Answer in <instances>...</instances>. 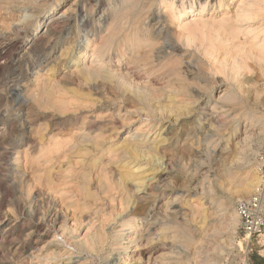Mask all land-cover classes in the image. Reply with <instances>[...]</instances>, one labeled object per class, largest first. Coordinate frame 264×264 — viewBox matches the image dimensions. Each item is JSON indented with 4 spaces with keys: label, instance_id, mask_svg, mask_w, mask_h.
Wrapping results in <instances>:
<instances>
[{
    "label": "rangeland",
    "instance_id": "374dc122",
    "mask_svg": "<svg viewBox=\"0 0 264 264\" xmlns=\"http://www.w3.org/2000/svg\"><path fill=\"white\" fill-rule=\"evenodd\" d=\"M44 1L47 2L46 0H43V1H37V0L30 1L29 0V1H23L21 3H19V1H16L17 5L16 4L10 5L9 4L8 7L6 5H4L2 8V11L5 9L3 11V13H4V15L2 16L3 18H1V20L4 19V22H2L3 20L2 21L0 20L1 21L0 24L1 23L6 24L5 22L7 21V23L11 24V26L13 24L14 25L12 27H10V25H9V28L7 27V29H6L7 25L5 26L4 24L3 25L1 24L3 27H0V28H2V29H0V47L3 46L5 48V49L0 51V264H21V263L22 264H27V263L30 264L29 262L31 260H33V262H35L33 264H41L39 262L36 263V261H38V258H40L42 260V263L44 262V264H45V262L46 263L48 262L47 264H77L78 262L79 263L83 262L82 264H85V263L86 264H122L121 263L122 262L121 254H120L121 249L117 250V248H120L124 241H121V238H119V234L126 233L127 228L130 227V225H131L132 217L139 215V214L142 216L141 219L139 220L140 221L139 224H141V226H144L142 228V231L144 232L145 228H146L145 231H148L150 228L151 232L154 233V234H150V238L153 237L151 239V242H153V243H151L150 248H152V250H153L154 247H157V248H155L156 250H155V253H153V257L150 259L151 262L149 261L148 264H156V263L160 264L162 262H163L162 264H166V263L167 264H172V263L173 264H177V263L178 264H205V263L206 264H246L245 263V254L248 255L247 257H248V263L249 264H264V227H262L258 233H255L253 236L249 237V236H246V234H245V231L242 227V221L240 220L239 222H237L238 224H236L234 221V216H229L231 213H232L231 215H233V212L235 211V208L237 207L238 202H240L244 199H248L249 197H251L253 195V193L256 190H252L249 194H246L244 196L237 197L236 194L234 195L231 192L232 191V185H233V184H231L232 182H227L228 179L226 178V172L228 173L229 171H234L239 176H242V175H246V174L251 173V172L257 173V170H256V163L257 162L261 163V166H262V162L258 158V155H259V151H260L259 150L260 145L264 140V130H261L259 127L256 128L257 127L256 124H258V123L255 121V115H257L258 111L260 114H262V113L264 114V73L261 72L262 70L260 69L259 62H256V60H254V59L248 58V61H247V67L248 68H243L242 70H240V72H236L234 70L233 63H231V62H233L234 58L233 59H227L226 57H224L222 54L223 51L221 49H219V48L217 49L218 55L216 54L214 56V58L213 57L210 58L206 54L204 48L207 47L206 44L209 45V43H207V42H209V41H207L209 39V38H207L208 37L207 31L210 32V30L208 29L209 27L203 28L204 30H202V29L200 30L202 33L204 32V34H202L199 31L201 33L200 34L201 36L204 35L207 38L206 39L205 37H202L203 39L205 38L206 40L205 39L203 40L201 38L202 42H200L201 40H200V35H199L198 37H196L197 40H193L194 43H192L193 42L192 38L188 39L185 35H183L181 33L180 28L173 26L171 29V34H173L174 32L176 34H173V36H171L172 39H170L171 37H169V36H168L169 38L166 37L165 39L166 40L169 39L170 41L167 40V42L169 41L170 43L175 44L174 45L175 47L172 49L173 51L175 50V52H174V54L172 53V55L167 54V51L164 52V51H162L163 48H161V51H159V54L163 55L161 57L162 59H160V61H158L156 63L158 65L154 66L155 68L154 67L151 68L152 71L150 70V74H152L151 76H154V78H156L155 82L157 83L156 85H157L158 89L163 87V85H161V84H162V81H165V80H171L175 87L180 86V85H184L185 91H187L186 93L188 94V96H190L189 98L192 99L193 101H195L196 104H198V106L201 108V112L197 116H193L189 120L188 119H182L179 124L172 126L171 133H170L171 135L168 134V137H171L170 138V144L168 146H166V148H163V150H161V152H159V154L157 156L159 158V161H160V158L162 160V157H164L163 159H165L166 162L164 160H163V162H164V167L165 166L167 167V169H166L167 173L165 175H163V177H161L157 183L152 184L150 187L147 186V188L139 196L136 195L135 198L133 197L132 203L129 207H127V208L126 207L125 208L118 207V206H121V204H120V199H119L120 198L119 192L116 188H115V190H112L113 193L109 192L108 195L106 193H103V195H102V193H100L98 190H94L95 192H97L98 198L100 199L101 202L99 200H97L98 202L96 201L95 203H94V201L89 202V200L86 201L85 196L82 195V192L79 190V187L77 189L76 184L79 183L77 179L70 178V180L69 179H67V180L61 179L60 180L59 179L60 178L59 173H57L59 178L54 176V175H57V174H54V172L58 170L57 168H59V167L62 168L63 166L66 167V165L68 166L73 162H74V164H72V165H74V166L73 167L71 166L73 168L71 170L76 171L77 169H79L83 164L81 162L84 161L83 156L81 154L73 156V155H70V153L68 154L67 152H63V151H62V153H61L62 155H61L59 152L58 153L56 152V154H58L59 158L60 157L65 158V159H62V158L59 159V158H56L57 155H55V152H54V154H52V157L55 160L53 159V161L51 163H48L49 164L48 165L46 160H45V156H44L46 151L44 150V152H43L42 149L40 151L42 141H39L40 140L39 137L45 138V139H43L44 142L46 141V143L44 144L45 146L48 147L49 143H51L52 148H53L54 143H52V142L56 140L55 141V144H56L57 139L61 140L63 138L62 136L65 135L64 132L69 133V131H71V129H72V131L74 130V132H75V129L77 131L79 130L78 126L83 125L82 117L84 118V116H89L90 118H87V120H89L92 118L93 115H96L98 113L102 114V113H105L106 110H110L113 112L114 111L117 112V114H118L117 118L118 119L119 118L124 119L125 117L122 114H124L125 111L127 112V110H128L129 112H134L133 108L136 109V107L139 106L138 102L135 100V98L131 97V93L129 91H127L126 89L121 90L122 87L118 86L119 88H117L114 84H110V85H112V87L114 85V89H113L109 85L110 82L109 81H107V82L103 81V78L102 79H95L94 78L91 81L89 80V82H88L89 86H88V85H86L87 81L83 80V78L80 79L81 78L80 76H78V75L77 76L76 75L70 76V74H65L64 72H66L68 70L67 67L69 65L68 64L65 65V61H62V63H61V58H62L61 48L63 47V44L66 41V37H67V45H72L75 43L76 48H78V49L82 48L85 45L86 39L89 36L88 35L89 33H87V32L90 30L92 31V26H93L94 20H96L97 18H100V17H102L101 19H104V20L101 23L102 24L101 27H98L95 30V36L100 35V33H104L107 30V27H108L107 24H109V21H110L109 19L106 18L107 15L105 12H108V11L110 12V10L112 8L111 6L116 5L115 3H117V0H78L77 6H74V7L72 6L70 11H69L70 14L67 13V16H62V15H60V13H62L64 9L70 7V4H71V2H73V0H63V3L57 9L54 8L55 7L54 5H55V3H57V1L56 0H48L47 8H46L47 10L45 9V11L41 12V10H39L41 7L40 4L41 3L45 4V3H43ZM59 1H61V0H59ZM151 1L152 0H148V1L147 0H140V3L132 2V9L133 10H136V8L138 9V12L134 11V13H136V14L139 13L138 15H140L142 17V15H143L142 7L144 6L143 3L151 2ZM212 3H214V0H210V2H209L210 7H211ZM137 4H138V6H137ZM18 6H20V7H18ZM83 6H85V7H83ZM92 6H95L97 9V11L93 15V17H91L89 20L88 19H86V20L81 19L80 20L79 13L82 11L88 12L90 7H92ZM134 6H136V7H134ZM109 7H110V9H109ZM155 7H158V6L155 5L153 10L151 11V13L149 12L147 14L148 16L143 15L146 17L142 22L143 23L146 22L148 29H152V31H153V29H155L156 34H158V31H159L158 28H161L164 25L163 21L166 20V17L168 19V14L167 13L165 14L164 9H166V8L164 6H162L164 8L161 7L162 9H159V10L156 9ZM233 7L234 6L231 5V8H233ZM27 8H28V10H27ZM57 10H58V12H57ZM140 10H141V12H140ZM158 12H160V13H158ZM212 12H213V10L211 8L206 10L205 17L215 16L217 19L220 18V14H221L220 12L219 13H216V12L212 13ZM153 13H156V15L157 14L162 15L163 21L156 18ZM26 14L28 16H26ZM58 14H59V16H57V17H59V18L57 20V23L54 24V22H53V25H51L52 27L47 26V28L45 27L46 28L45 29L44 27L39 26V24L41 25L48 17H50L52 15H58ZM10 16H12V18ZM5 18H7L8 20L10 18L12 20L8 21V20H5ZM20 18H21V20H20ZM133 19L136 20L138 18L132 17L131 20H133ZM16 20H18V21H16ZM12 21H13V23H12ZM19 21H20V23H19ZM63 21H65V22L63 23ZM127 25H129V24H127ZM36 26H37V28L39 26V31H38L39 37H38V39H37V41H32V43L28 42L27 39L31 36V33L35 30ZM18 27H19V29H18ZM20 28H23V29H20ZM173 28H175V29H173ZM176 28L180 30V33L182 34L181 36H180L179 32L177 33V31H179V30H177ZM11 30H12V32H11ZM177 34H178V36H177ZM243 34L244 33H241L240 36L238 37V40H240L241 42H245V40L248 39V36L246 35V37H245V34H244V36H243ZM73 35L75 36V39H77L76 42H74L75 39H74ZM12 37H13V39H12ZM156 37L159 39V36L156 35ZM185 38H187V40H189L191 43L189 44L188 41L186 42ZM161 40L162 39L160 38L159 41L161 42ZM201 45H203V46H201ZM183 46H184V48H183ZM219 50H220V53H219ZM169 52H171V51H169ZM185 52H186V54H185ZM202 52H203V55H205L208 58H206L205 56H202ZM191 53L192 54L194 53V54L192 55ZM164 54H165V56H164ZM192 56H194V57H192ZM45 57H46V61H44V59H43ZM110 57L113 58L114 55L112 54V55H110ZM175 57L177 59L179 57L180 58L179 60L182 59L180 66H179V64L177 67H174L173 65H169V66L166 65L165 66V63L166 62L168 63V60H171L172 58L174 59ZM215 57H216V59H215ZM189 58H191L190 61L192 60V58H193V60L195 59V62L198 61L197 64L199 62L205 63L204 65L201 64L202 68L204 66V70L201 68L200 64L198 66V65H196L195 62H190ZM197 58L198 59L200 58L201 60L199 59L200 60L199 61ZM184 59L186 60V62L183 61ZM212 60H214V61L216 60V62L213 61V63H215V64H213L214 67H212L213 66ZM68 61H70V58ZM219 61H220V63H219L220 65H218ZM39 62H43V63H41V65L39 66V64H38ZM250 62H252V63H250ZM191 63H195L196 67L194 66V64H192V66H191ZM223 64H226V66H227V67H225V69L222 70L223 72L220 71L221 69H218V67H215L216 65H218L220 67ZM47 66L53 67L52 71H50L47 74H50L51 77H56L55 79L60 84H62L65 88L69 89L68 87L71 86L72 87V88L70 87L71 90H73V89L77 90L78 89V91H80V92L83 91V93H85V94H86V92H88L87 93L88 95H89V93H91L90 98L93 99L92 103H96L95 104L96 107H94V108L90 107L87 109L86 108H83V109L79 108L82 105L84 106L85 104L80 103L82 100H80V102H77V101H79V100H77L76 102L74 101V104H71L72 106H70V108L72 107V109H70V110L74 111L75 110L74 108L76 107L77 110L79 108L78 111L75 110V112H71L68 109L69 111H67L65 113H62V112L59 113V110H56L55 108L51 109L52 107L47 108L46 106H45L46 109L44 106H41L44 109L41 108V110H40L39 109L40 106L35 101V99H34L33 103L36 102L37 103L36 105L39 106L38 108L35 104H34L35 106H33L31 99H30V101L27 102V104H23L21 101L22 99L20 100L18 97H16L17 95H16L15 91L13 92L12 88L22 86L23 92H21V93H23V94L26 92L27 89H28L27 93L30 94L32 88H35L34 92L37 90V92L35 93V96L36 97L38 96L36 94L41 95V93H39V90L41 88L33 87V85L36 86V84H37V83H35V78H36L35 73L43 71L42 68H45ZM185 66H187V67H185ZM125 67L127 68L128 65H126ZM162 67H163L164 71L161 69ZM199 67H200V70H199ZM208 67H209V69H208ZM62 68H64V69L66 68L65 71L64 70L60 71ZM216 68H217V71H219V73L217 71H215ZM53 70H55V71H53ZM156 70H157V72H156ZM176 71H177V73H176ZM232 72H233V74H232ZM62 73L65 75L63 76ZM172 73H174V74H172ZM175 74H177V75H175ZM238 74H239V76H238ZM42 76H45V75H42ZM48 76L49 75H47V77ZM57 76L59 78L62 76L63 77L60 80L57 78ZM65 76L68 78L65 79L66 78ZM163 76H165V77H163ZM78 77H80V78H78ZM249 77H250V79L248 80ZM42 78L43 77H41L40 79H42ZM62 79H65L66 82H65V80H62ZM76 79H78V80H76ZM74 80H76V82H74ZM94 80L95 81L97 80V82H96L97 85L95 84ZM78 81L81 83H79ZM82 81H85V82L83 83ZM185 81H187V82H185ZM192 81H194V82H192ZM199 81H201V82L199 83ZM240 81L242 82V84H240ZM90 82H92V83H90ZM100 82H102L103 84ZM106 83L110 86V88H109V86H107ZM188 83H190L191 86ZM198 83L200 85H201V83L202 84L206 83L207 85L208 84L209 85L205 86L203 84L200 86V85H198ZM68 84H70V86ZM177 84H179V85H177ZM18 85H20V86H18ZM30 85H32V86H30ZM67 85H68V87H66ZM101 85H103V86H101ZM226 86L229 88L230 91H232L233 93H236L237 99H236L235 103L225 102L223 99H219L224 93L223 91H221V89L227 88ZM101 87H104V89ZM97 88H98V90H96ZM11 90H12V92H11ZM119 90H121L122 93L119 92ZM103 91H104V93H103ZM114 91H116V92H114ZM40 92H42V91H40ZM240 92H241L242 97L240 96ZM255 93H257L258 96ZM13 95L18 99H16ZM24 95L26 96L28 94H24ZM92 95H93V97H92ZM102 95H103V97H102ZM212 95H213V100H216L217 98L219 100L214 101L213 102L214 104L211 103L210 104L211 106H209L208 104L206 105V102L211 100ZM259 95H260V97H259ZM68 96L70 97V94H68ZM94 96H97V98ZM254 96H255V98H254ZM99 97H100V100H99ZM110 97H111V99H110ZM118 97H119V99H118ZM28 98H31V97L29 96ZM106 98H108V100ZM102 99L104 102L102 101ZM116 99H118V100H116ZM246 100L248 103H246ZM253 100H254V103H252ZM255 101H256V103H255ZM121 102H122V104H121ZM204 104L206 105V107H204ZM229 104H231V105H229ZM240 104H242V105L240 106ZM26 105H27V107H26ZM78 105H80V106H78ZM235 105H237V106H235ZM254 105H255V107H254ZM250 106H252V107H250ZM30 107H32V108H30ZM119 107H120V109H119ZM213 107H215L217 110L214 109L211 111L210 108H213ZM221 107L222 108L224 107V108L221 109ZM248 107H250V108H248ZM117 108L119 111L117 110ZM248 109H249V111H247ZM30 110H31V112H30ZM121 110H123L124 112ZM229 110H231V111H229ZM234 110H235V113L238 111L237 112L238 115L234 113ZM240 110H241V112L239 113ZM253 110L254 111L256 110V112H254ZM261 111H262V113H261ZM211 112L213 115H210ZM223 112H225V113L222 114ZM205 113L206 114L208 113L207 114L208 117H206L207 115ZM51 114H52V116H51ZM209 115L211 116V119L209 118L210 117ZM235 115H237L236 120L230 121L227 124L225 123V125H219L223 122V119L227 118L228 120H230V119H233V116H235ZM50 116H51V118H50ZM229 116H230V119H229ZM70 117L72 118V120L74 118H76L77 122L73 123V125L71 123H69ZM31 118H34V119H31ZM200 118L204 119V121L199 123V121L201 120ZM207 119H209L210 121H212V120L214 121L216 119L214 121L215 126L217 125L219 127L216 128V130H212L209 128L207 129V127H206L207 122L206 121H209ZM45 121H46V124H45ZM49 121H51V122H49ZM101 122L104 123L105 121H101ZM125 122H127V120ZM231 122H232V124H230ZM246 122H249L251 124L248 127H244L243 125ZM39 123L41 124V127H40ZM43 123L45 126L48 124L49 127L48 128L45 126L43 127ZM137 123L138 122L133 123L132 127L135 128L138 125ZM108 124H109L108 127L105 129H107L109 131V133L112 130H114L113 129L114 127L118 126V123L113 124V123L109 122ZM110 124H113V125H110ZM33 126H35V127L32 128ZM36 126L40 129H36L37 128ZM55 126L57 129L55 128ZM68 127H70L71 129ZM74 127H76V128H74ZM110 127L112 128V130L109 129ZM41 128H42V131H41ZM64 128H65V131H64ZM219 128L220 129L224 128V129L220 130ZM34 129L37 130V132H35ZM58 129L60 131L62 130L61 133H59ZM66 129L67 130L69 129V130L67 131ZM247 129H249V130H247ZM43 130H46L44 133V136L40 135V134H43ZM189 130H190V132H189ZM206 130L208 132H204ZM218 130H220L219 133H218ZM225 130H226V132H224ZM243 130H246L247 134ZM177 132H178V134H177ZM203 132H204V134H203ZM36 133L38 135L37 139H36ZM106 133H107V135L109 134L108 132H106ZM208 133H209V135H208ZM53 134L55 135L56 138L54 137ZM61 134H62V136H61ZM113 134H114V136H113ZM113 134H112L111 139L114 142L116 140H118L117 138H121L122 136H124L123 135L124 133L120 128H117L116 131L114 130ZM32 135L35 136V139H34V137H32ZM49 135L51 136V140H49V138H50ZM57 135H58V137L60 135L61 139H59L60 137L57 138ZM220 136H223V137L220 138ZM240 136H242V137H240ZM113 137H115L116 139ZM42 138H41V140H42ZM69 138H71V137L66 136L65 140L68 139V142H70ZM33 139L35 140L34 141L35 143L32 141ZM52 139H54V140L52 141ZM214 139H216L218 141H216ZM237 139H238V141L236 142ZM186 140L189 141V144L184 145L183 142H185ZM113 141H109V143L111 144ZM194 142H195V144H194ZM214 142L216 144H218V143H220V144H218V146H216V144ZM47 143H48V145H47ZM39 144H40V146H39ZM240 144L242 145L241 148L239 147ZM197 145H198V147H197ZM208 145L211 147L212 151L208 150ZM212 145L214 147H216L217 150H215V148L212 149V147H213ZM226 145L228 148L226 147ZM27 146L29 148H27ZM107 146H109L108 143H107ZM22 147H23V149H25V148L28 149V150L25 149L26 153H28V155H26V153H25L27 158L31 159V156H32V159H33V158H36L38 156V157H41V160H39V161L36 160L35 163H38V162H42V163L44 162V163L43 164L40 163L41 166L37 165V164H34L35 166H30L31 164L29 163V161L31 162L32 159L26 160L24 158L25 157V155H24V157L20 160L21 161L20 165L17 167L15 165V159L14 158L18 154V150ZM183 147H184V149L182 150ZM201 147H204V148H201ZM247 147H248V150H247ZM186 148L188 149L187 153H186V151H187ZM198 148H200V149H198ZM206 148L209 151V152L205 151V152H208V153H206L207 156L204 152V150ZM29 150H30V152H29ZM32 150H33V152L36 151L34 153L36 156L31 152ZM37 150H39V153H37L38 152ZM164 150L170 151L171 154L168 152L166 153V151H164ZM213 151H215V152L213 153ZM41 152H43V155L41 154ZM29 153H31V156H29L30 155ZM64 153L66 155H68L70 158L66 157V155ZM39 154H41V156H39ZM59 154H60V156H59ZM211 154H212V156H211ZM167 155H169V156H167ZM33 156H35V157H33ZM49 156L51 157V155H49ZM178 156H180V158ZM190 156L194 157V158L196 157L197 160H195L194 158H193L194 160L191 159ZM201 156H203V157H201ZM38 157L36 159H38ZM46 157H48L47 154H46ZM198 157H199V159H198ZM79 158H80V160H79ZM61 159H62V161H61ZM73 159H74V161L71 162V160H73ZM76 159L79 161L83 160L80 163L77 161L78 164L80 165L79 167L76 166L77 163L75 164ZM188 159H190L189 162H188ZM25 160L29 163V165L26 163ZM167 161H168V164L165 165L167 163ZM45 162H46L47 166L45 165ZM163 162L161 161L160 164H162ZM196 162L198 163V165L195 168L197 169L196 171H198V172H196L195 168H194V165ZM59 163L60 164L62 163V166ZM64 163H66V165H64ZM53 164L58 165V166H55V168H54ZM199 164H200V166H199ZM24 165H26L27 167H24ZM185 165L186 166L188 165L187 168L185 167ZM45 166H46V168H45ZM111 166H115V164H112ZM28 167H30V168H28ZM31 167H36V169L31 168ZM49 167H50V169H54L53 170V176L56 178H53V179H55V180L58 179L56 181L52 180V182H50V184L53 183L52 185H56V184H54V182L55 183L58 182L56 187L48 184L51 179L48 180L47 185H50V187H53V190H51V191L47 188L48 186L45 184L47 181V177H45V174H46V171L49 170ZM170 167H172V168H170ZM39 168L42 170H40ZM31 169H33V170H31ZM43 169H45V171H43ZM38 170L44 172L45 174H43L42 172H40L41 174H39V172H37ZM199 170H201L202 172ZM34 171H36L37 174L40 175V177L37 176V174H35ZM258 173H260L259 175L262 176L261 168L258 171ZM33 174L36 175V177H38L40 180L42 178V180L40 182L43 184H41V183L39 184L38 178H36ZM95 174H96V172H94V171L90 173V175L93 177V178L91 177L93 179V181H95V178H96ZM108 174H109V176H111L110 173H108ZM32 175H33V177H32ZM41 175L43 177H41ZM164 176H166V177H164ZM34 178L37 179V181L35 180L36 182L33 180ZM110 179H112V177H110ZM221 179L223 180V182L222 183L220 182V183L223 185H220V183H219V181ZM73 180H75V181H73ZM43 181H45V182H43ZM60 181L63 182L64 184L62 185V183ZM64 181L66 182V184ZM171 181L173 182V185H172ZM228 181H230V180H228ZM37 182H38V184H37ZM69 182L70 183L72 182L71 184L75 187H73L72 185L68 186ZM58 184H60L61 186L59 185L60 186L59 187ZM229 184H231L230 187H229ZM219 185H220V187H218ZM63 186H65V189ZM57 187H59V188H57ZM69 188H72L71 189L72 191H69V192H71L70 195L71 194L73 195V196L71 195L72 197L69 196V194H68L69 193L68 190H70ZM50 189H52V188H50ZM60 189L62 192H63V190L64 191L67 190L68 193L63 192L65 194H62L60 192ZM178 190H180L181 192ZM227 190H229V191H227ZM78 191H79V193H78ZM153 191L155 193H153ZM60 193H61L62 197L59 195ZM227 193L229 194V196ZM66 194L70 198L68 196H67V198H64L63 195H65V197H66ZM79 194H80V196H79ZM104 194H105V196H108L109 198L108 197L105 198ZM173 194L179 196L178 201L174 202L173 204L170 203V204L166 205L165 204L166 200H171V202H172V199H168V198L172 197ZM114 195H116V196H114ZM112 196H113V198H111L112 199L111 200L110 197H112ZM115 197H117V198H115ZM146 197H148V198H146ZM71 198H73V199H71ZM188 200L192 201L191 205H193V206H194V203H195V205H198V206L202 205V204H200L201 201H205L208 203V204L205 203V205L203 207H205L207 212L210 213L211 215H209V217L207 218V220H206L207 222H205V225L203 222H200L201 220L198 216H196V217L193 216V214L191 212L192 209H190V207H189L190 205H188V204H190V201H188ZM72 201L74 204L72 203ZM111 201H113V203L115 205H112L113 203H111ZM85 202H86L85 207H83V209H85V210H83V209L79 208V206H77V205H80L82 207V205L84 206ZM182 202L184 204H186V205H184L185 207L183 206ZM70 203H72V204H70ZM88 204H90V205L88 206ZM102 204L105 206L103 207ZM109 204H111V205L109 206ZM162 204H164V205L162 206ZM67 205L70 207H67ZM74 205H75V207H74ZM100 205H102V207H101L100 212H99L97 210V207H100ZM72 206L75 208V210H73L74 208ZM174 206H176V207H174ZM198 206H195V208ZM86 207H88V209ZM108 207H110L111 209ZM160 207H163V208L161 209ZM212 207H213V209H212ZM95 208H96V210L94 211ZM209 210L212 213L215 210L214 214L212 215V213ZM80 211H81V215H80ZM101 211L103 213L105 211V213L103 214ZM108 211H110V212H108ZM141 211H143V212H141ZM92 212H93V214H92ZM78 213H79V215H78ZM88 213H90V214H88ZM168 213H170V214L168 215ZM82 214L84 216H82ZM105 214L106 215L109 214V215L106 216ZM115 215H118V216H116V218H115ZM148 215L150 216L151 219L149 218ZM184 215L186 216V218ZM187 215H188V217H187ZM121 216H123V217H121ZM154 217H155V219H154ZM197 217L199 219H197ZM54 218H56V219H54ZM87 218H89V219H87ZM147 218H149V220ZM181 218H182V220H181ZM107 219L109 221H107ZM178 219H179V221H178ZM223 219H225L224 220L225 222L223 221ZM226 219H228L227 222H226ZM232 219L234 222L232 221ZM85 220H86V222H84ZM185 220L189 223H187ZM208 220H210V221H208ZM217 220H218V223H217ZM74 221H75V223H74ZM104 221H106L105 224H104ZM152 221H154V222H152ZM220 221H223V222H220ZM58 222H59V224H58ZM94 222H96V223L94 224ZM81 223L83 225H81ZM200 223L202 224V226H200L201 225ZM143 224H145V225H143ZM182 224H184V227L187 226L186 227L187 229L184 228L183 226H181ZM219 224H221V227L219 226ZM222 224L224 225V228H222ZM225 224L229 225V226L225 227ZM123 225H125V226L122 227ZM213 225L216 226L215 230L213 228L214 227ZM57 226H59V227H57ZM145 226H147V227H145ZM173 226L178 227L179 229L177 230V228H174ZM188 226L191 227V230H190V227L188 230ZM208 227H210V228H208ZM158 228H159V230H157ZM160 228H162V229L160 230ZM211 228L214 230L213 232L212 231L210 232V233L214 234L213 236H211L212 234L208 233L210 230H212ZM227 228H230V229L228 230ZM121 229H123V231L119 232ZM163 229H165V230L167 229V230L165 231ZM181 229L182 230L186 229L187 231H190L189 234L192 238V241L197 239L195 242L194 241H193V243L191 242V244L194 245L193 247H195V248H191L192 245L190 246V244H187L188 246H190V247H187L185 239L181 234ZM205 229L207 232L202 233L205 231ZM154 230L156 233L154 232ZM194 230H195V233H192V232H194ZM196 230L199 232H197ZM55 231L58 233H56ZM75 231H76V233H75ZM164 231H165L166 237L162 238L161 233ZM171 232H173L174 235L173 234L171 235ZM84 233H86V234H84ZM216 233H218L219 236ZM95 234H100V235L103 234L102 236L104 237V240H103V244H101L97 249L91 250L87 245L84 244V240L87 238V236H91V235H95ZM209 234L211 237L208 236ZM168 235H169V237H168ZM203 235H207V236H203ZM225 235H227V236L229 235V236L227 237ZM80 236H82V237L80 238ZM159 237L161 239H159ZM70 238H71V240H70ZM162 239L163 240L165 239V241H162ZM175 239H177V241ZM219 239H221V240L219 241ZM242 240H244V241H242ZM202 241H204V242H202ZM209 242H211L210 243L211 245L208 244ZM239 242H240V245H239ZM198 244L200 245L201 248L199 247ZM204 244H205V246H204ZM116 245H118V246H116ZM206 246H208V247H206ZM209 246H211V247H209ZM198 247H199V249H198ZM205 250H207V251H205ZM79 251H81V252H79ZM195 251H196V253H195ZM246 252H248V253H246ZM89 253H90V255H89ZM48 254L50 256H47ZM154 254H155V256H154ZM160 257H162V258H160ZM211 257H213L215 259H213ZM29 258H30V260H28ZM142 263L147 264V258H145V260H143Z\"/></svg>",
    "mask_w": 264,
    "mask_h": 264
},
{
    "label": "bare ground",
    "instance_id": "6f19581e",
    "mask_svg": "<svg viewBox=\"0 0 264 264\" xmlns=\"http://www.w3.org/2000/svg\"><path fill=\"white\" fill-rule=\"evenodd\" d=\"M16 1H19V3L23 2V1H29V0H0V20L1 18H3L2 16L4 15L3 10L2 11V8L4 5H6L8 7V5H12V4H16L17 5V2ZM32 1V0H30ZM37 1H43V0H37ZM48 2V0H46ZM57 3H55V9L59 8V6L63 3V0L59 1V0H56ZM148 1V0H147ZM198 1V2H197ZM204 1V0H203ZM202 0H152L151 2H145L143 3V7H142V12H143V15H146L148 16L147 14L153 10L154 6L157 5L158 7H155L156 9H162V8H166L164 9V12L165 14L167 13L168 14V19L166 17V20L163 21V16L160 15V14H157L156 13H153L155 15L156 18L162 20L164 22V25L161 27V28H158L159 31H158V34H156V30L153 29H148V26L146 25V22L143 23L142 21L145 19L146 16H143L142 17L136 13H134V11L138 12V9L136 8V10H133L132 9V2H137V3H140V0H117V3H115L116 5H113L111 6V10L110 12H105L106 13V18L109 19V24L108 27H107V30L104 32V33H100V35L98 36H95V30L98 28V27H101V23L104 19H101L102 17L100 18H97L96 20H94L93 22V26H92V31H88L87 33H89L88 35V38L86 39V43L85 45L78 49L76 48L75 46V43L72 44V45H67V37H66V41L65 43L63 44V47L61 48V55H62V58H61V63L62 61H65V65H69L67 68L68 70L66 72H64L65 74H70V76H80L78 78L85 80L87 81L85 84L89 86L88 82L89 80L91 81L92 79H102L103 78V81L107 82L109 81V85L110 84H114L117 88L119 87H122L121 90H124L126 89L127 91H129L131 93V97H134L135 100L138 102V107L133 108L134 112H129L127 110V112L125 111L124 114H122L125 118L124 119H118L117 116V112H113V111H110V110H106L105 113H102V114H96V115H93L91 119L87 120V118H90L89 116H84V118L82 117V120H83V125L81 126H78V131L75 129V132L74 130L72 131H69V133H65V128H64V134L62 136L63 137L61 139L60 135L58 137L57 135V138L61 139V140H58L57 139V142L55 144V141H53L56 137L54 135V139H52V143L53 144V148H52V145L51 143H49V146H45L44 144L46 143V141L44 142L43 139H45L44 137H39L40 140L39 141H42V144H41V147H40V151L41 149L46 151L45 153V160L48 163H51L53 161V157H52V154H54L55 152V155H57L56 158H59L58 157V154H56V152L58 153H62L63 152H67L68 154L70 153V155H73V156H76V155H79L81 154L83 156V162L79 161L76 159V162L75 164L77 163L76 166H80L78 164V162L80 163H83L82 166L79 168V169H75L76 171H72L71 169H73L72 167L74 165V159L71 160V163L70 165H66V163H64L65 166H63L62 168H57L58 170L54 172V174H57L59 173V177H58V174L57 175H54L56 176L57 178H59L60 180L61 179H64V180H67L70 178H75L78 180V184L77 185V189L79 187V190L82 192V195L85 196V199L86 201L89 200L90 201H94V203L100 199L98 198V194L97 192H95L94 190H98L100 193H106L108 195L109 192H112V190H115V188L118 190L119 192V196H120V204L121 206H118V207H122V208H127L131 205L132 203V198L136 195H140L146 188L147 186H151L152 184L154 183H157L159 181V179L161 177H163V175H165L167 172H166V169L167 167L165 166L164 167V162L163 160L165 161V159H163L164 157H162V160L160 158V161H159V158L157 157L159 152H161V150H163V148H166V146H168L170 144V138L171 137H168V134L171 133V128L173 125H176V124H179L180 121L182 119H190L192 118L193 116H197L200 112H201V108L198 106V104H196L195 101H193L192 99H190L188 96V94L186 93L187 91H185V86L184 85H180V86H177L175 87L172 83L171 80H165V81H162V84L163 87L162 88H157V83L155 82L156 81V78H154V76H151L152 74H150V70L152 71L151 68H153L154 66L158 65L156 64L158 61H160V59H162L161 57L163 55H160L159 54V51H161V48H163L162 51L166 52L167 51V54H171L172 53L174 54L175 50L173 51L172 49L175 47L173 43H170L169 40L168 43L167 40L165 39L166 37L169 38L171 36H173V34H176L175 32L173 34H171V29L173 26H176L178 28H180L181 30V33L183 35H185L188 39L192 38V41L193 40H197L196 37H198L202 32L200 31L201 29L204 30L203 28H206V27H209L208 29L210 30L207 31V38H209L207 41V43H209V45L206 44L207 47L204 48L206 54L208 55V57H213L217 54L218 55V51L217 49H221L222 51V54L224 57H226L227 59H233V65H234V70L236 72H240V70H242L243 68H248L247 67V61H248V58L250 59H254L256 60V62H259L260 64V69L262 70L261 72L264 73V0H214V3L211 4V7H210V0H205L203 2ZM34 2V1H33ZM47 2H43L45 4H42L41 2V7L39 10H41V12L45 11V9L47 8ZM212 2V1H211ZM53 3V2H52ZM77 3H78V0H73V2H71L70 4V7L66 8L63 10L62 13H60V15L62 16H67V13H69L71 7L73 6H77ZM82 4V3H81ZM111 4V3H110ZM30 5V4H29ZM69 5V4H68ZM231 5H233L234 7L231 8ZM34 6V5H33ZM36 6V5H35ZM51 6V5H50ZM99 6V5H98ZM107 6V5H106ZM138 6V4H137ZM164 6V7H162ZM20 7V6H18ZM85 7V6H83ZM136 7V6H134ZM162 7V8H161ZM50 8V7H49ZM77 8V7H76ZM107 8V7H106ZM141 8V7H140ZM212 9L213 12H216V13H221L220 14V18H216L215 16H212V17H205V12L206 10L208 9ZM110 9V7H109ZM135 9V8H134ZM8 10V9H7ZM28 10V8H27ZM47 10V9H46ZM97 9L95 6H92L90 7V9L88 10V12H85V11H82L79 13V17H80V20L82 19H90L91 17H93V15L96 13ZM145 11V12H144ZM157 11V10H156ZM163 11V10H162ZM48 12V11H47ZM58 12V10H57ZM141 12V10H140ZM7 13V12H6ZM11 13V12H10ZM55 13V12H54ZM160 13V12H158ZM70 14V13H69ZM142 14V13H141ZM33 15V14H32ZM137 15V16H136ZM25 16V15H24ZM26 16H28L26 14ZM58 15H52L50 17H48L41 25L39 24L40 27H46L47 26H51L53 25V22L54 24L57 23V20L59 17ZM6 17V16H5ZM12 18V16H10ZM20 17V16H19ZM132 17H136L138 19L136 20H131ZM144 17V18H143ZM173 17V18H172ZM8 18V17H7ZM7 18H5V20H8ZM16 18V17H15ZM14 18V19H15ZM25 18V17H24ZM28 18V17H27ZM30 18V17H29ZM19 19V18H18ZM3 20V21H2ZM1 21L4 22V19H2ZM12 19L9 18L8 21H10ZM21 20V18H20ZM69 20V19H68ZM159 20V21H160ZM0 21V22H1ZM18 21V20H16ZM15 21V22H16ZM14 22V23H15ZM22 22V21H21ZM24 22V21H23ZM65 21H63L64 23ZM87 22V21H86ZM157 22V21H156ZM6 24L4 23H1L2 25L4 24L6 26V29L7 27L9 28V25L10 27L11 24L7 23V21L5 22ZM13 23V21H12ZM17 23V22H16ZM20 23V21H19ZM0 24V25H1ZM62 24V23H61ZM86 24V23H85ZM129 24V25H127ZM0 26V27H3V26ZM57 25V24H56ZM4 26V27H5ZM39 26L37 28V26L35 27V30L31 33V36L27 39L28 42H31L32 41H37L39 35H38V31H39ZM62 26V25H61ZM155 26V25H154ZM23 27V26H22ZM52 27V26H51ZM153 27V26H152ZM25 28V27H24ZM43 28V29H44ZM45 28V29H46ZM150 28V27H149ZM2 29V28H0ZM19 29V27H18ZM20 29H23V28H20ZM126 29V30H125ZM175 29V28H173ZM177 29V28H176ZM10 30V29H9ZM60 30V29H59ZM125 30V31H124ZM179 30V29H177ZM176 30V31H177ZM180 30L177 31V33L179 32L180 33ZM20 31V30H19ZM18 31V32H19ZM173 31V30H172ZM201 33H200V32ZM3 32V31H2ZM12 32V30H11ZM68 32V31H67ZM16 33V32H15ZM20 33V32H19ZM22 33V32H21ZM42 33V32H41ZM79 33V32H78ZM180 33V36L182 35ZM241 33H244L245 34V37L246 35L248 36V39L245 40V42H241L240 40H238V37L240 36ZM204 34V32L202 33ZM243 34V36H244ZM11 35V34H10ZM24 35V34H23ZM45 35V34H44ZM159 36V39L161 38V42L159 41V39L156 37ZM8 36V35H7ZM74 36V35H73ZM169 36V37H168ZM175 36V35H174ZM178 36V34H177ZM184 36V37H185ZM43 37V36H42ZM55 37V36H54ZM120 37V38H119ZM202 37H205L204 35H200V42H202ZM244 37V38H245ZM7 38V37H6ZM119 38V39H118ZM187 38H185L186 42L188 41V43L190 44L191 42L189 40H187ZM202 38V39H201ZM206 38V37H205ZM204 38V39H205ZM206 38V39H207ZM13 39V37H12ZM50 39V38H49ZM53 39V38H52ZM74 39H75V36H74ZM172 39V37L170 38ZM203 39V40H204ZM205 39V40H206ZM64 40V39H63ZM181 40V39H180ZM184 40V41H185ZM2 41V40H1ZM48 41V40H47ZM77 39L74 40V42H76ZM50 42V41H49ZM174 42V41H173ZM4 43V42H3ZM194 43V41L192 42ZM7 44V43H6ZM45 44V43H44ZM47 44V43H46ZM49 44V43H48ZM188 44V45H189ZM203 44V43H202ZM247 44V45H246ZM187 45V44H186ZM47 46V45H46ZM62 46V45H61ZM203 46V45H201ZM6 47V46H5ZM30 47V46H29ZM178 47V46H177ZM180 47V46H179ZM188 47V46H187ZM186 47V48H187ZM193 47V46H192ZM27 48V47H26ZM45 48V47H44ZM184 48V46H183ZM5 49L3 46L0 47V51ZM178 49V48H177ZM181 49V48H180ZM171 52H169V51ZM200 50V49H199ZM188 51V50H187ZM226 51V52H225ZM4 52V51H3ZM180 52V51H179ZM189 52V51H188ZM187 52V53H188ZM200 52V51H199ZM204 52V53H205ZM57 53V52H56ZM219 53H220V50H219ZM114 55V57H110V55ZM186 54V52H185ZM192 54V53H191ZM194 54V53H193ZM192 54V55H193ZM23 55V54H22ZM56 55V54H55ZM196 55V54H195ZM194 55V56H195ZM220 55V54H219ZM165 56V54H164ZM192 56V57H194ZM202 56H205L203 55V52H202ZM17 57V56H16ZM180 57V56H179ZM178 57V59L175 57L174 59L172 58L171 60H168V63L166 64L165 63V66L166 65H173L174 67H177L178 64L180 66V63H181V60H179L180 58ZM206 57V56H205ZM206 57V58H208ZM217 57V56H216ZM215 57V59H216ZM220 57V56H219ZM24 58V57H23ZM70 58V61H68ZM44 61H46V57L43 58ZM53 59V58H52ZM167 59V58H166ZM191 58H189V61H190ZM198 59V58H197ZM196 59V60H197ZM200 59V58H199ZM198 59V60H199ZM223 59V58H222ZM221 59V60H222ZM49 60V59H48ZM116 60V61H115ZM193 60V58H192ZM190 61V62H195V59L193 61ZM201 60V59H200ZM199 60V61H200ZM209 60V59H208ZM219 60V59H218ZM220 60V61H221ZM165 61V60H164ZM172 61V62H171ZM184 62H186V60L184 59L183 60ZM188 61V60H187ZM188 61V62H189ZM214 60H212V65L215 64L213 63ZM220 61L218 62V65H220ZM163 62V61H162ZM170 62V63H169ZM198 62V61H197ZM196 63V65L201 66L202 68V65L201 64H205V63H201L199 62L198 64ZM216 62V60L214 61ZM41 63L43 62H39V66L41 65ZM45 63V62H44ZM59 63V62H58ZM195 63H191V66L192 64H194V66L196 67ZM252 63V62H250ZM71 64V65H70ZM217 64V63H216ZM126 65H128V69L125 67ZM216 65L215 67H218V69H221L220 71H222L223 69H225L226 64H223L222 66H218ZM190 66V65H189ZM209 66V65H208ZM229 66V65H228ZM232 66V65H231ZM230 66V67H231ZM16 67V66H15ZM42 67V66H41ZM56 67V66H55ZM187 67V66H185ZM210 67V66H209ZM208 67V69H209ZM214 67V65L212 66ZM39 68V67H38ZM155 68V67H154ZM157 68V67H156ZM198 68V67H197ZM37 69V68H36ZM43 71L41 72H36L35 70V83L36 86L33 85V87H37V88H41L39 90V93H41V95L39 94H36L38 95L37 97L35 96V93L37 92V90L34 92L35 88H32L30 94L27 93L28 89L26 90V92L24 94H28V95H24L23 93V88L22 86L20 87H15V88H12L13 92L15 91L16 93V97H18L23 104H27L28 101H35L38 103V105L40 106H37L36 102L33 103V106H37V108L39 107V109L41 110V106H46L47 108L48 107H52L51 109L55 108L56 110H59V113L62 112V113H65L67 111H69L70 109H72V107L70 108V106H72L71 104H74V101L76 102H80V100H82L80 103L82 104H85L84 106L82 105L81 107L79 108H94L96 107V103H92L93 99H91L90 95L91 93H89V95L87 94L88 92L83 93L73 89L71 90V86L70 84H68L70 87H68V85L66 87H68L69 89L65 88L62 84H60L55 78L56 77H51L50 74H47L49 73L50 71H52L53 67L52 66H47L45 68H42ZM60 69V68H59ZM66 69V68H65ZM64 68H62L60 71H65ZM163 70V67L161 68ZM195 69V68H194ZM204 70V66L202 68ZM206 69V68H205ZM155 70V69H154ZM153 70V71H154ZM158 70V69H157ZM156 70V72H157ZM180 70V69H179ZM188 70V69H187ZM199 70H200V67H199ZM207 70V69H206ZM246 70V69H245ZM55 71V70H53ZM59 71V70H58ZM164 71V70H163ZM215 71H217V68L215 69ZM219 73V71H217ZM223 72V71H222ZM164 73V72H163ZM177 73V71H176ZM184 73V72H183ZM182 73V74H183ZM187 73V72H186ZM54 74V73H53ZM57 74V73H56ZM63 74V73H62ZM61 74V75H62ZM63 74V76L65 75ZM161 74V73H160ZM174 74V73H172ZM233 74V72H232ZM236 74V73H235ZM42 75H45V76H42ZM47 75H49L47 77ZM58 75V74H57ZM177 75V74H175ZM230 75V74H229ZM60 76V75H59ZM62 76V77H63ZM67 76V75H66ZM65 76V77H66ZM168 76V75H167ZM233 76V75H232ZM239 76V74H238ZM41 77H43L42 79H40ZM62 77H58V79L61 80ZM101 77V78H100ZM165 77V76H163ZM171 77V76H170ZM179 77V76H178ZM182 77V76H181ZM32 78V77H31ZM33 78V79H34ZM68 77H66L65 79H67ZM75 78V77H74ZM65 79H62V80H65ZM71 79V78H70ZM69 79V80H70ZM165 79V78H164ZM168 79V78H167ZM199 79V78H198ZM235 79V78H234ZM250 79V77L248 78V80ZM78 80V79H76ZM76 80H74V82H76ZM196 80V79H195ZM85 81H82L83 83ZM95 81V80H94ZM190 81V80H189ZM66 82V80H65ZM79 82V81H78ZM97 80L95 81V84H96ZM160 82V81H159ZM158 82V83H159ZM187 82V81H185ZM194 82V81H192ZM198 82V81H197ZM201 81H199L200 83ZM34 83V82H33ZM81 83V82H79ZM92 83V82H90ZM99 83V82H98ZM102 83V82H100ZM191 83V82H190ZM190 83H188L190 85ZM198 83V85H200ZM64 84V83H63ZM66 84V83H65ZM78 84V83H77ZM103 84V83H102ZM107 84V83H106ZM105 84V85H106ZM175 84V83H174ZM192 84V83H191ZM205 86L207 85L206 83H203ZM201 83V85H203ZM240 84H242V82L240 81ZM246 84V83H245ZM79 85V84H78ZM97 85V84H96ZM107 84V86H109ZM114 85L111 88L114 89ZM179 85V84H177ZM200 85V86H201ZM209 85V84H208ZM207 85V86H208ZM15 86V85H14ZM13 86V87H14ZM32 86V85H30ZM103 86V85H101ZM109 86V88H110ZM119 86V87H118ZM191 86V85H190ZM233 86V85H232ZM74 87V86H73ZM97 87V86H96ZM105 87V86H104ZM104 87H101L104 89ZM198 87V86H197ZM227 87V86H226ZM256 87V86H255ZM30 88V89H31ZM81 88V87H80ZM196 88V87H195ZM10 89V88H9ZM193 89V88H192ZM11 90V92H12ZM85 90V89H84ZM98 90V88L96 89ZM112 90V89H111ZM119 90V92L122 93V91ZM42 91V92H40ZM113 91V90H112ZM118 91V90H117ZM197 91V90H196ZM221 91H223V95L219 98V99H223L225 102H230V103H235L236 101V93H233L232 91L229 90V88H224V89H221ZM116 92V91H114ZM126 92V91H125ZM208 92V91H207ZM206 92V93H207ZM238 92V91H237ZM104 93V91H103ZM118 93V92H117ZM116 93V94H117ZM212 93V92H211ZM68 94H70V97L68 96ZM114 94V93H113ZM115 94V95H116ZM239 94V93H238ZM257 95V93H255ZM254 94V95H255ZM11 95V94H10ZM125 95V94H124ZM199 95V94H198ZM255 95V96H256ZM14 96V95H13ZM31 97V98H28V97ZM99 96V95H98ZM107 96V95H106ZM110 96V95H109ZM128 96V95H127ZM240 96H241V92H240ZM245 96V95H244ZM247 96V95H246ZM254 96V98H255ZM258 96V95H257ZM15 97V96H14ZM15 97V98H16ZM36 97V98H35ZM93 97V95H92ZM97 98V96H94ZM103 97V95H102ZM112 97V96H111ZM110 97V99H111ZM242 97V96H241ZM260 97V95H259ZM16 98V99H18ZM114 98V97H113ZM204 98V97H203ZM215 98V97H214ZM253 98V99H254ZM108 100V98H106ZM119 99V97H118ZM116 99V100H118ZM195 99V98H194ZM218 98L216 100H213V95L211 96V100H209L208 102H206V105L208 104L209 106H211L210 104H214L213 102L214 101H218L219 100ZM244 99V98H243ZM99 100H100V97H99ZM105 100V99H104ZM115 100V101H116ZM122 100V99H121ZM103 101V99H102ZM106 101V100H105ZM132 101V100H131ZM201 101V100H200ZM258 101V100H257ZM73 102V103H72ZM104 102V101H103ZM30 103V102H29ZM100 103V102H99ZM134 103V102H133ZM242 103V102H241ZM246 103L247 100H246ZM252 103H254V100L252 101ZM256 103V101H255ZM258 103V102H257ZM31 104V103H30ZM35 104V105H34ZM90 104V105H89ZM122 104V102H121ZM243 104V103H242ZM240 104V106L242 105ZM76 105V104H75ZM120 105V104H119ZM125 105V104H124ZM206 105L204 104V107H206ZM231 105V104H229ZM234 105V104H233ZM238 105V104H237ZM235 105V106H237ZM74 106V105H73ZM80 106V105H78ZM77 106V107H78ZM135 106V105H134ZM239 106V105H238ZM27 107V105H26ZM45 107V109H46ZM118 107V106H117ZM252 107V106H250ZM248 107V108H250ZM255 107V105H254ZM253 107V108H254ZM23 108V107H22ZM32 108V107H30ZM78 108V110H79ZM125 108V107H124ZM129 108V107H128ZM224 108V107H223ZM221 107V109H223ZM244 108V107H243ZM44 109V108H42ZM54 109V110H55ZM69 109V110H68ZM76 111H78L76 109V107L74 108ZM73 109V110H74ZM109 109V108H108ZM114 109V108H113ZM120 109V107H119ZM130 109V108H129ZM209 109V108H208ZM211 111L216 109L215 107L213 108H210ZM246 109V108H245ZM258 109V108H257ZM48 110V109H47ZM46 110V111H47ZM70 110L71 112H75ZM118 110V108H117ZM121 110V111H123ZM217 110V109H216ZM242 110V109H241ZM241 110L239 111V113L241 112ZM45 111V112H46ZM94 111V110H93ZM119 111V110H118ZM123 111V112H124ZM206 111V110H205ZM231 111V110H229ZM228 111V112H229ZM249 111V109L247 110ZM254 111V110H253ZM263 111V110H262ZM261 111V113H262ZM31 112V110H30ZM210 112V111H209ZM227 112V111H226ZM238 112V111H237ZM237 112L235 113V110H234V113L237 114ZM256 112V110L254 111ZM42 113V112H41ZM54 113V112H53ZM83 113V112H82ZM95 113V112H94ZM93 113V114H94ZM225 112H223L222 114H224ZM248 113V112H247ZM259 113V111H258ZM255 115V121L258 123L256 124V128H260L261 130H264V114H258ZM85 114V113H84ZM90 114V113H89ZM88 114V115H89ZM206 114V113H205ZM208 114V113H207ZM206 114V115H207ZM216 114V113H215ZM221 114V115H222ZM33 115V114H32ZM54 115V114H53ZM57 115V114H56ZM79 115V114H78ZM83 115V114H82ZM210 115H213L212 112ZM209 115V116H210ZM238 115V114H237ZM237 115L233 116V119H230V116H229V119L227 120L226 119H223V122L219 125H225V123H229L230 121H233V120H236L237 119ZM243 115V114H242ZM38 116V115H37ZM36 116V117H37ZM52 116V114H51ZM50 116V118H51ZM55 116V115H54ZM219 116V115H218ZM224 116V115H223ZM208 117V115L206 116ZM232 117V116H231ZM35 118V117H34ZM34 118H31V119H34ZM48 118V117H47ZM211 119V116L209 117ZM243 118V117H242ZM30 119V120H31ZM64 119V118H63ZM66 119V118H65ZM201 119V118H200ZM206 119V118H205ZM127 120V122H125ZM209 120V119H207ZM216 120V119H215ZM214 120V121H215ZM220 120V119H219ZM222 120V119H221ZM248 120V119H247ZM246 120V121H247ZM34 121V120H33ZM42 121V120H41ZM56 121V120H55ZM101 121H105L104 123L101 122ZM204 121V119H201L199 121L202 122ZM214 121H206L207 124H206V127L207 129H212V130H216V128H218L219 126H215V123ZM250 121V120H249ZM35 122V121H34ZM51 122V121H49ZM77 122V119L74 118L72 120V118L70 117L69 119V123H71L73 125V123ZM101 122V123H100ZM113 123V124H116L118 123V126L117 127H114L113 129L116 131L117 128H120L122 131H123V135L121 138H117L118 140H116L115 142L111 139L112 137V134L114 132V130H112V128L110 127L109 129H111L112 131L109 133V131L105 128L108 127V123ZM135 122H138L137 126L135 128L132 127V124L135 123ZM245 122V121H244ZM68 123V124H69ZM34 124V123H33ZM38 124V123H37ZM40 124V123H39ZM45 124H46V121H45ZM113 124H110V125H113ZM232 124V122L230 123ZM251 123L249 122H246L243 126L244 127H248ZM32 125V124H31ZM136 125V124H135ZM44 123H43V127H44ZM69 126V125H68ZM230 126V125H229ZM234 126V125H233ZM35 126H33L32 128H34ZM37 127V126H36ZM40 127H41V124H40ZM45 127H49V125L47 124ZM113 127V126H112ZM190 127V126H189ZM192 127V126H191ZM53 128V127H52ZM56 128V126H55ZM62 128V127H61ZM60 128V129H61ZM76 128V127H74ZM73 128V129H74ZM36 129H40V128H36ZM46 129V128H45ZM57 129V128H56ZM183 129V128H182ZM220 129V128H219ZM224 129V128H222ZM220 129V130H222ZM31 130V129H30ZM47 130V129H46ZM46 130H43V134H40V135H43L44 136V133ZM59 130V129H58ZM67 130V129H66ZM69 130V129H68ZM67 130V131H68ZM119 130V129H118ZM220 130H218V133L220 132ZM249 130V129H247ZM33 131V130H32ZM35 132H37V130L34 129ZM41 131H42V128H41ZM62 131V130H61ZM61 131L59 130V133H61ZM77 131V132H76ZM239 131V130H238ZM245 131L246 133V130H243ZM34 132V133H35ZM40 132V131H39ZM38 132V133H39ZM50 132V131H49ZM74 132V133H73ZM108 132L109 134L107 135ZM190 132V130H189ZM204 132H208L207 130L204 131ZM203 132V134H204ZM213 132V131H212ZM226 132V130L224 131ZM33 133V134H34ZM41 133V132H40ZM52 133V132H51ZM58 133V132H57ZM56 133V134H57ZM198 133V132H197ZM223 133V132H222ZM242 133V132H241ZM244 133V134H245ZM50 134V133H49ZM116 134V133H115ZM118 134V133H117ZM178 134V132H177ZM214 134V133H213ZM230 134V133H229ZM238 134V133H237ZM247 134V133H246ZM252 134V133H251ZM35 135V134H34ZM32 135V137H34L35 139V136ZM171 135V134H170ZM200 135V134H199ZM206 135V134H205ZM204 135V136H205ZM209 135V133H208ZM212 135V134H211ZM37 133H36V139L38 138L37 137ZM50 136V135H49ZM48 136V137H49ZM67 137H71L69 138L70 142H68V139L65 140V138ZM114 136V134H113ZM174 136V135H173ZM218 136V135H217ZM116 137V136H115ZM113 137V138H115ZM223 136H220V138H222ZM230 137V136H229ZM237 137V136H236ZM242 137V136H240ZM42 138V140H41ZM53 138V137H52ZM186 138V137H185ZM189 138V137H188ZM200 138V137H199ZM32 140L33 142L35 140ZM111 139V140H110ZM116 139V138H115ZM206 139V138H205ZM219 139V138H218ZM49 140H51V136L49 138ZM216 140V139H214ZM243 140V139H242ZM109 141H113L111 144L109 143ZM218 141V140H216ZM221 141V140H220ZM238 141V139L236 140V142ZM50 142V141H49ZM243 142V141H242ZM35 143V142H34ZM38 143V142H37ZM107 143L109 146H107ZM184 145L186 144H189V141L186 140L185 142H183ZM207 143V142H206ZM215 143V142H214ZM235 143V142H234ZM195 144V142H194ZM216 144V143H215ZM214 144V145H215ZM220 144V143H218ZM218 144H216V146H218ZM28 145V144H27ZM48 145V143H47ZM210 145V144H209ZM208 145V150H211V147ZM228 145V144H227ZM226 145V147H227ZM237 145V144H236ZM37 146V145H36ZM35 146V147H36ZM40 146V144H39ZM175 146V145H174ZM200 146V145H199ZM204 146V145H203ZM213 146V145H212ZM34 147V148H35ZM51 147V148H50ZM196 147V146H195ZM198 147V145H197ZM240 148L242 147V145L240 144L239 146ZM27 148H29L27 146ZM170 148V147H169ZM201 148H204V147H201ZM210 148V149H209ZM216 147H212V149ZM228 148V147H227ZM26 149V148H25ZM23 149L20 148L18 150V154L16 155V157L14 158L15 159V165L18 167L21 163V159L24 157L25 153H26V150L28 149ZM31 149V148H30ZM184 149V147L182 148V150ZM187 149V148H186ZM200 149V148H198ZM236 149V148H235ZM181 150V149H180ZM207 148L204 150L205 151H208ZM241 150V149H240ZM247 150H248V147H247ZM39 153V150H37ZM166 151V150H164ZM176 151V150H175ZM212 151V150H211ZM239 151V150H238ZM243 151V150H242ZM241 151V152H242ZM30 152V150H29ZM33 154L36 152H33V150L31 151ZM43 152H41V154L43 155ZM170 153V151H166V153ZM188 152V149L186 151V153ZM209 152V151H208ZM208 152H205L208 153ZM215 151H213L214 153ZM165 153V152H164ZM195 153V152H194ZM212 153V154H213ZM31 156V153H29ZM32 154V155H33ZM41 154H39V156H41ZM46 154L48 157H46ZM59 154V156H60ZM65 154V153H64ZM171 154V153H170ZM211 154V156H212ZM26 155H28V153H26ZM25 155V159H30V158H27V156ZM35 155V154H34ZM38 155V154H37ZM51 155V157L49 156ZM62 155V154H61ZM66 155V154H65ZM64 155V156H65ZM199 155V154H198ZM36 156V155H35ZM33 156V157H35ZM169 156V155H167ZM197 156V155H196ZM207 156V154H206ZM38 157V156H37ZM36 157V158H37ZM66 157H69L68 155H66ZM180 158V156H178ZM191 157V156H190ZM189 157V158H190ZM203 157V156H201ZM36 158H33L32 159V156H31V162L29 161V163L31 164L30 166H35L34 164H37V165H40V163L42 162H38V163H35L36 160H41V157H38V159ZM44 158V157H43ZM62 159H65L63 157H60ZM59 158V159H60ZM70 158V157H69ZM169 158V157H168ZM175 158V157H174ZM194 157H191V159H193ZM61 159V161H62ZM177 159V158H176ZM195 160H197V158L195 157L194 158ZM193 159V160H194ZM199 159V157H198ZM201 159V158H200ZM25 160V161H26ZM55 160V159H54ZM173 160V159H172ZM190 159H188V162H189ZM212 160V159H211ZM44 161V160H43ZM78 161V162H77ZM161 161L163 162L162 164ZM46 162H45V165H46ZM166 162V161H165ZM185 162V161H184ZM23 163V162H22ZM26 163L29 165V163L26 161ZM44 163V162H43ZM42 163V164H43ZM68 163V162H67ZM202 163V162H201ZM200 163V164H201ZM26 164V165H27ZM56 164V163H55ZM58 164V163H57ZM60 164V163H59ZM69 164V163H68ZM112 164H115V166H111ZM168 164V161L165 165ZM199 164V166H200ZM205 164V163H204ZM26 165H24V167H27ZM49 165V164H48ZM54 165V164H53ZM62 166V163L60 164ZM198 163L196 162L195 165H194V168L197 167ZM39 166V167H40ZM43 166V165H42ZM47 166V165H46ZM45 166V168H46ZM55 166H58V165H54V168ZM72 166V167H71ZM188 166V165H187ZM187 166L185 165V167L187 168ZM193 166V165H192ZM38 167V166H37ZM51 167V166H50ZM49 167V170L46 171V174L40 170H38L37 172H39V174H41L40 172H42L43 174H45V177H47V181H46V185H47V182L49 179H51L49 181L48 184H50V182H52V180H55L53 178H56L53 176V170L54 169H50ZM183 167V166H182ZM238 167V166H237ZM255 167V166H254ZM30 168V167H28ZM31 168H35L36 167H31ZM42 168V167H41ZM44 168V167H43ZM172 168V167H170ZM185 168V169H186ZM200 168V167H199ZM261 168V163L257 162L256 163V170H257V173H248L246 175H242V176H239L236 172L234 171H229L228 173L226 172V178L230 181L227 180V182H232L231 184L232 185V193L235 195H237V197L239 196H244L246 194H249L252 190H257L258 187L261 185L260 183L263 181V176H260L258 173V171L260 170ZM34 169V170H35ZM206 169V168H205ZM33 170V169H31ZM56 170V169H55ZM79 170V171H78ZM197 169L195 168V171ZM23 171V170H22ZM43 171H45V169H43ZM96 172V178H95V181H93V177L90 175L91 172ZM181 171V170H180ZM189 171V170H188ZM201 171V170H199ZM251 171V170H250ZM18 172V171H17ZM35 174H37L36 171H34ZM33 172V173H34ZM198 172V171H196ZM202 172V171H201ZM32 173V172H31ZM111 174V176H109V174ZM207 173V172H206ZM205 173V174H206ZM201 174V173H200ZM34 175V174H33ZM32 175V177H33ZM187 175V174H186ZM203 175V174H202ZM225 175V174H224ZM36 177V175H34ZM37 176L40 177V175L37 174ZM53 176V177H52ZM94 176V175H93ZM204 176V175H203ZM222 176V175H221ZM41 177H43L41 175ZM44 177V178H45ZM92 177V178H91ZM110 177H112V179H110ZM166 177V176H164ZM38 178V177H36ZM34 178L33 180L37 181V179ZM225 178V177H224ZM225 178V179H226ZM42 180V178H41ZM39 178H38V182L39 184L41 183V181ZM58 180V179H56ZM55 180V181H56ZM162 180V179H161ZM35 181V182H36ZM75 181V180H73ZM37 182V184H38ZM45 182V181H43ZM61 182V181H60ZM59 182V183H60ZM65 182V181H64ZM172 182V181H171ZM222 183L223 180L221 179L219 181V183ZM57 183L58 182H54V184L56 185H52L53 183H51L50 185L56 187L57 186ZM62 185L64 184L63 182H61ZM60 183V184H61ZM72 183V182H71ZM70 182L68 183V186L69 185H72ZM75 183V182H74ZM204 183V182H203ZM220 185H223L221 184ZM43 184V183H41ZM58 184V186L60 185ZM66 184V182H65ZM216 184V183H215ZM231 184H229V187L231 186ZM50 185H47L48 189L51 191L53 190V187H50ZM172 185H173V182H172ZM218 185V184H217ZM220 185L218 187H220ZM228 185V184H227ZM30 186V185H29ZM61 186V185H60ZM59 186V187H60ZM66 186V185H65ZM65 186L64 189H65ZM73 186V185H72ZM57 187V188H59ZM75 187V186H73ZM153 187V186H152ZM185 187V186H184ZM193 187V186H192ZM191 187V188H192ZM217 187V188H218ZM227 187V186H226ZM228 187V188H229ZM30 188V187H29ZM40 188V187H39ZM52 188V189H50ZM201 188V187H200ZM203 188V187H202ZM33 189V188H32ZM70 190L69 191H72L71 189L72 188H69ZM164 189V188H163ZM226 189V188H225ZM150 190V189H149ZM57 191V190H56ZM180 191V190H178ZM229 191V190H227ZM58 192V191H57ZM60 192L62 194H65V193H68L67 190H63V193L60 189ZM80 192V193H81ZM175 192V191H174ZM181 192V191H180ZM254 192V191H253ZM61 193L59 194L61 197ZM71 192H69V196ZM79 193V191H78ZM77 193V194H78ZM113 193V192H112ZM115 193V192H114ZM117 193V192H116ZM152 193V192H151ZM153 193H155L153 191ZM37 194V193H36ZM47 194V193H46ZM45 194V195H46ZM145 194V193H144ZM165 194V193H164ZM228 194V193H227ZM34 195V194H33ZM56 195V194H55ZM231 195V194H230ZM67 194H66V197L65 195H63L64 198H67ZM68 196V197H69ZM73 196V195H72ZM71 196V197H72ZM80 196V194H79ZM105 196V194H104ZM111 196V195H110ZM116 196V195H114ZM229 196V194H228ZM108 197V196H105V198ZM144 197V196H143ZM236 197V198H237ZM70 198V197H69ZM68 198V199H69ZM80 198V197H79ZM109 198V197H108ZM113 198L110 197V199ZM117 198V197H115ZM138 198V197H137ZM148 198V197H146ZM168 198V197H167ZM178 198L179 196L178 195H174L172 197H169L168 199H172V202L171 200H166L165 201V204L168 205V204H173L174 202L178 201ZM184 198V197H183ZM231 198V197H230ZM235 198V197H234ZM60 199V198H59ZM73 199V198H71ZM77 199V198H76ZM182 199V198H181ZM212 199V198H211ZM63 200V199H62ZM66 200V199H65ZM75 200V199H74ZM102 200V199H101ZM112 200V199H111ZM187 200V199H186ZM33 201V200H32ZM64 201V200H63ZM77 201V200H76ZM75 201V202H76ZM82 201V200H81ZM118 201V200H117ZM136 201V200H135ZM190 201V200H188ZM208 201V200H207ZM224 201V200H223ZM98 202V201H97ZM101 202V201H100ZM105 202V201H104ZM110 202V201H109ZM116 202V201H115ZM186 202V201H185ZM192 201H190V209H192V214L194 217L198 216L200 218V222H203L204 225H205V222H207V218L209 217V215H211L210 213L207 212L206 208L203 207L205 205V201H201L200 204L202 205H195V201L193 202L194 203V206L191 205ZM209 202V201H208ZM30 203V202H29ZM73 203V201H72ZM70 203V204H72ZM79 203V202H78ZM111 203H113V201H111ZM118 203V202H117ZM163 203V202H162ZM183 203V202H182ZM187 203V202H186ZM32 204V203H31ZM69 204V205H70ZM74 204V203H73ZM85 204L86 202L84 203V206L82 205V207L80 205H77L79 206V208L83 209V207H85ZM100 204V203H99ZM119 204V205H120ZM198 204V203H197ZM208 204V203H207ZM224 204V203H223ZM66 205V204H65ZM90 204H88L89 206ZM103 205V204H102ZM102 205H100V207H97V210L100 212V209L102 207ZM111 204H109L110 206ZM112 205H115L114 203ZM164 204H162L163 206ZM181 205V204H180ZM186 205L183 203V206ZM92 206V205H91ZM99 206V205H98ZM105 205H103L104 207ZM134 206V205H133ZM179 206V205H178ZM195 206H198L195 208ZM211 206V205H210ZM217 206V205H216ZM64 207V206H63ZM67 207H70L67 205ZM73 207V206H72ZM75 207V205H74ZM73 207V208H74ZM94 207V206H93ZM176 207V206H174ZM185 207V206H184ZM188 207V206H187ZM186 207V208H187ZM88 209V207H86ZM91 208V207H90ZM110 208V207H108ZM117 208V207H116ZM161 209L163 207H160ZM173 208V207H172ZM68 209V208H67ZM77 209V208H76ZM86 209V210H87ZM111 209V208H110ZM213 209V207H212ZM218 209V208H217ZM75 210V208L73 209ZM79 210V209H78ZM77 210V211H78ZM85 210V209H83ZM96 210V208L94 209V211ZM114 210V209H113ZM116 210V209H115ZM157 210V209H156ZM88 211V210H87ZM119 211V210H118ZM122 211V210H121ZM127 211V210H126ZM178 211V210H177ZM210 211V210H209ZM215 211V210H214ZM214 211L212 213V215L214 214ZM79 212V211H78ZM102 212V211H101ZM110 212V211H108ZM115 212V211H114ZM143 212V211H141ZM158 212V211H157ZM162 212V211H161ZM166 212V211H165ZM186 212V211H185ZM218 212V211H217ZM103 213V212H102ZM101 213V214H102ZM105 213V211H104ZM103 213V214H104ZM119 213V212H118ZM156 213V212H155ZM164 213V212H163ZM219 213V212H218ZM90 214V213H88ZM87 214V215H88ZM93 214V212H92ZM91 214V215H92ZM107 214V213H106ZM105 214V215H106ZM170 213H168L169 215ZM232 214V213H231ZM229 215V216H234V221L236 224H238L237 222H239L241 220L240 218V215H239V211H238V208L236 207L235 208V211L233 212V215ZM57 215V214H56ZM73 215V214H72ZM79 215V213H78ZM80 215H81V211H80ZM109 215V214H108ZM106 215V216H108ZM122 215V214H121ZM151 215V214H150ZM156 215V214H155ZM176 215V214H175ZM174 215V216H175ZM191 215V214H190ZM82 216H84L82 214ZM86 216V215H85ZM93 216V215H92ZM116 216L118 215H115V218ZM125 216V215H124ZM149 216V215H148ZM157 216V215H156ZM185 216V215H184ZM221 216V215H220ZM104 217V216H103ZM123 217V216H121ZM128 217V216H127ZM141 215H136V216H133L132 217V222H131V225L130 227L127 228V231L126 233L124 234H119V238H121V241H124L121 245L120 248H117V250L121 249L120 251V254H121V260H122V264H143L142 261L145 260V258H147V264L149 263L150 259L153 257V253H155V248L157 247H154V249L152 250V248H150V245L151 243V239L153 238H150V234H154L151 232V229L149 228L148 231H145L144 229V232L142 231V228L144 226H141V224H139V220L141 219ZM162 217V216H161ZM188 217V215H187ZM191 217V216H190ZM197 217V219H199ZM63 218V217H62ZM118 218V217H117ZM150 218V216H149ZM149 218H147L149 220ZM186 218V216H185ZM218 218V217H217ZM228 218V217H227ZM56 219V218H54ZM82 219V218H81ZM89 219V218H87ZM86 219V220H87ZM146 219V218H145ZM151 219V218H150ZM155 219V217H154ZM153 219V220H154ZM195 219V218H194ZM196 219V220H197ZM77 220V219H76ZM80 220V219H79ZM83 220V219H82ZM86 220L84 222H86ZM93 220V219H92ZM106 220V219H105ZM165 220V219H164ZM182 220V218H181ZM219 220V219H218ZM218 220H217V223H218ZM225 219H223L224 221ZM228 219H226V222H227ZM53 221V220H52ZM107 221H109L107 219ZM179 221V219H178ZM186 221V220H185ZM189 221V220H188ZM210 221V220H208ZM223 221H220V222H223ZM233 221V219H232ZM233 221V222H234ZM54 222V221H53ZM63 222V221H62ZM77 222V221H76ZM97 222V221H96ZM94 222V224L96 223ZM151 222V221H150ZM154 222V221H152ZM181 222V221H180ZM187 222V221H186ZM185 222V223H186ZM192 222V221H191ZM219 222V223H220ZM225 222V221H224ZM229 222V221H228ZM75 223V221H74ZM83 223V222H82ZM81 223V225H83ZM106 223V221H104V224ZM112 223V222H111ZM182 223V222H181ZM189 223V222H187ZM209 223V222H208ZM216 223V222H215ZM241 223V222H240ZM59 224V222H58ZM148 224V223H147ZM201 224V223H200ZM199 224V225H200ZM231 224V223H230ZM111 225V224H110ZM109 225V226H110ZM145 225V224H143ZM215 225V224H214ZM213 225V226H214ZM56 226V225H55ZM61 226V225H60ZM69 226V225H68ZM75 226V225H74ZM125 225H123L122 227H124ZM149 226V225H148ZM181 226L184 227V224H182ZM202 226V224L200 225ZM219 226L221 227V224H219ZM218 226V227H219ZM226 226H229V225H226L225 224V227ZM231 226V225H230ZM233 226V225H232ZM37 227V226H36ZM59 227V226H57ZM93 227V226H92ZM147 227V226H145ZM174 227V226H173ZM187 226H185L184 228H186ZM189 227L188 226V230H189ZM207 227V226H206ZM215 227L214 226V230H215ZM81 228V227H80ZM174 228H177V230L179 229L178 227H174ZM210 228V227H208ZM222 228H224V225L222 224ZM65 229V228H64ZM162 228H160L161 230ZM171 229V228H170ZM173 229V228H172ZM187 229V228H186ZM182 230L181 229V234L182 236L184 237L185 239V242H186V245L187 244H190V246L192 245L191 242L193 243V241L195 242L196 240H193L192 241V238L189 234L190 231H187V230ZM212 229V228H211ZM228 230L230 228H227ZM38 230V229H37ZM79 230V229H78ZM84 230V229H83ZM159 230V228L157 229ZM165 230V229H163ZM167 230V229H166ZM165 230V231H166ZM190 230H191V227H190ZM193 230V229H192ZM213 229L210 230L208 233H210L211 231L213 232L214 231ZM225 230V229H224ZM233 230V229H232ZM65 231V230H64ZM86 231V230H85ZM108 231V230H107ZM123 229H121L119 232H122ZM165 231L161 233V236L162 238L166 237L165 235ZM197 231V230H196ZM227 231V230H226ZM234 231V230H233ZM45 232V231H44ZM56 232V231H55ZM79 232V231H78ZM155 232V230H154ZM176 232V231H175ZM192 232V231H191ZM199 232V231H197ZM207 232L206 229L204 232L202 233H205ZM219 232V231H218ZM58 233V232H56ZM61 233V232H60ZM76 233V231H75ZM83 233V232H82ZM117 233V232H116ZM156 233V232H155ZM192 233H195V230L194 232ZM191 233V234H192ZM55 234V233H54ZM63 234V233H62ZM86 234V233H84ZM173 234V232H171V235ZM199 234V233H198ZM207 234V233H206ZM212 234L211 236H213L214 234L213 233H210ZM210 234L208 236H210ZM218 235V233H216ZM231 234V233H230ZM246 236H248L247 232H245ZM69 235V234H68ZM103 234H95V235H91V236H87V238L84 240V244L87 245L91 250H95L97 249L101 244H103V240H104V237L102 236ZM170 235V236H171ZM174 235V234H173ZM194 235V234H193ZM200 235V234H199ZM55 236V235H54ZM159 236V235H158ZM203 236H207V235H203ZM210 236V237H211ZM219 236V235H218ZM227 236V235H225ZM229 236V235H228ZM227 236V237H228ZM62 237V236H61ZM82 236H80L81 238ZM169 237V235H168ZM173 237V236H172ZM179 237V236H178ZM54 238V237H53ZM60 238V237H59ZM79 238V237H78ZM174 238V237H173ZM198 238V237H197ZM213 238V237H212ZM8 239V238H7ZM109 239V238H108ZM113 239V238H112ZM111 239V240H112ZM155 239V238H154ZM159 239H161L159 237ZM170 239V238H169ZM201 239V238H200ZM214 239V238H213ZM71 240V238H70ZM73 240V239H72ZM177 241V239H175ZM180 240V239H179ZM204 240V239H203ZM221 239H219L220 241ZM109 241V240H108ZM113 241V240H112ZM153 241V240H152ZM162 241H165V239ZM209 241V240H208ZM225 241V240H224ZM244 241V240H242ZM199 242V241H198ZM204 242V241H202ZM212 242V241H211ZM211 242H209L208 244H210ZM215 242V241H214ZM222 242V241H221ZM166 243V242H165ZM197 243V242H196ZM201 243V242H200ZM207 243V242H206ZM158 244V243H157ZM160 244V243H159ZM162 244V243H161ZM105 245V244H104ZM111 245V244H110ZM120 245V244H119ZM185 245V246H186ZM199 245V244H198ZM197 245V246H198ZM203 245V244H202ZM211 245V244H210ZM239 245H240V242H239ZM42 246V245H41ZM114 246V245H113ZM118 246V245H116ZM187 245V247H190ZM194 245H192L191 248H195L193 247ZM196 246V247H197ZM205 246V244H204ZM200 247V245H199ZM198 247V249H199ZM208 247V246H206ZM211 247V246H209ZM213 247V246H212ZM215 247V246H214ZM58 248V247H57ZM107 248V247H106ZM190 248V249H191ZM201 248V247H200ZM205 248V247H204ZM76 249V248H75ZM168 249V248H167ZM197 249V248H196ZM206 249V248H205ZM24 250V249H23ZM35 250V249H34ZM59 250V249H58ZM61 250V249H60ZM111 250V249H110ZM217 250V249H216ZM78 251V250H77ZM204 251V250H203ZM207 251V250H205ZM209 251V250H208ZM249 251V250H248ZM62 252V251H61ZM60 252V253H61ZM81 252V251H79ZM40 253V252H39ZM46 253V252H45ZM49 253V252H48ZM64 253V252H63ZM102 253V252H101ZM196 253V251H195ZM248 253V252H246ZM50 254V253H49ZM47 255V256H50V255ZM68 254V253H67ZM160 254V253H159ZM88 255V254H87ZM90 255V253H89ZM46 256V255H45ZM97 256V255H96ZM155 256V254H154ZM248 255L245 254V263L246 264H249L248 263ZM25 257V256H24ZM28 257V256H27ZM91 258V257H90ZM94 258V257H93ZM96 258V257H95ZM155 258V257H154ZM162 258V257H160ZM213 258V257H211ZM26 259V258H25ZM48 259V258H47ZM79 259V258H78ZM209 259V258H208ZM215 259V258H213ZM30 260V258L28 259ZM73 260V259H72ZM158 260V259H157ZM164 260V259H163ZM206 260V259H205ZM244 260V259H243ZM45 261V260H44ZM50 261V260H49ZM67 261V260H66ZM156 261V260H155ZM216 261V260H215ZM25 262V261H24ZM41 263V264H44V262L42 263V260L40 258H38V261H36V263ZM81 262V261H80ZM151 262V261H150ZM30 264H33L35 262H33V260H31L29 262ZM48 263V262H47ZM45 262V264H47ZM79 263V262H78ZM77 263V264H78ZM83 263V262H82ZM82 263H79V264H82ZM163 263V262H162ZM160 263V264H162ZM201 263V262H200ZM204 263V262H203ZM22 264V263H21ZM28 264V263H27ZM86 264V263H85ZM157 264V263H156ZM167 264V263H166ZM173 264V263H172ZM178 264V263H177ZM206 264V263H205Z\"/></svg>",
    "mask_w": 264,
    "mask_h": 264
},
{
    "label": "built area",
    "instance_id": "2783aa9c",
    "mask_svg": "<svg viewBox=\"0 0 264 264\" xmlns=\"http://www.w3.org/2000/svg\"><path fill=\"white\" fill-rule=\"evenodd\" d=\"M259 150L258 158L262 162L261 174L263 181L251 197L238 202L237 205L242 227L249 237L258 233L264 227V140Z\"/></svg>",
    "mask_w": 264,
    "mask_h": 264
}]
</instances>
